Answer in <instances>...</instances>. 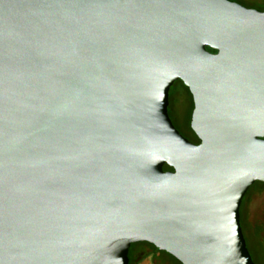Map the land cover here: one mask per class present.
<instances>
[{
	"label": "water",
	"instance_id": "obj_1",
	"mask_svg": "<svg viewBox=\"0 0 264 264\" xmlns=\"http://www.w3.org/2000/svg\"><path fill=\"white\" fill-rule=\"evenodd\" d=\"M178 79L198 143L168 113ZM256 181L264 10L0 0V264H129L140 241L182 264H255L240 206Z\"/></svg>",
	"mask_w": 264,
	"mask_h": 264
},
{
	"label": "rangeland",
	"instance_id": "obj_2",
	"mask_svg": "<svg viewBox=\"0 0 264 264\" xmlns=\"http://www.w3.org/2000/svg\"><path fill=\"white\" fill-rule=\"evenodd\" d=\"M242 5L250 8L264 9V0H234ZM172 98V117L176 125L184 131L186 126L187 111L189 101L183 86H178ZM261 187L255 185L248 194L250 196V204L248 205V216L242 217V230L246 240L247 247L251 253L255 264H264V227L259 233L254 229V225L263 223L264 226V191L259 192ZM258 192V193H256ZM145 252L138 255L140 247L137 245L135 253L141 261L138 264H178L167 253L159 254L156 257L147 255L149 248L143 247ZM142 248V249H143ZM143 257V258H142Z\"/></svg>",
	"mask_w": 264,
	"mask_h": 264
},
{
	"label": "trees",
	"instance_id": "obj_3",
	"mask_svg": "<svg viewBox=\"0 0 264 264\" xmlns=\"http://www.w3.org/2000/svg\"><path fill=\"white\" fill-rule=\"evenodd\" d=\"M234 1V0H233ZM240 3V2H239ZM259 10H264V9H259ZM207 49L211 52H216L217 50L214 48H211L209 46H207ZM178 86H183V88L185 89L186 92V97L189 101V107H188V111H187V119H186V126L184 131L181 130L175 123L174 118L172 117V98L174 97L175 91L178 90ZM194 108V103H193V98H192V94L189 91V88L183 83L182 80L178 79L176 80L172 86L170 87V91H169V107H168V113L169 116L173 122V124L175 125V127L180 131L181 134H183L186 138H188L190 141L194 142V143H198L199 142V138L197 137V135L194 133V131L191 128L190 122H191V116H192V111ZM164 170H173V168L171 166H169L168 164L164 165ZM255 185H259L261 187V189L259 190V192L264 191V182L261 181H256L254 184H252L250 186V188L248 189V191L246 192V194L243 197L241 206H240V221H241V226H242V217H246L248 216V205L250 204V196L248 197V194L251 192V189L253 187H255ZM258 193V192H256ZM263 223H259L257 225H254V229L257 231V233H259L261 230H263ZM139 246L140 249L138 251V255H140L142 252H145L144 250V246H146L147 248H149V251H146L147 255H152L154 257L157 258V256L159 254H164L167 253L164 250H160L157 247H155L153 244L146 242V241H140V242H135L132 243L130 248H129V264H138L141 259H138L137 254L135 253L136 250V246ZM143 248V249H142ZM168 255H170L178 264H182L177 258H175L174 256H172L171 254L167 253ZM143 258V257H142Z\"/></svg>",
	"mask_w": 264,
	"mask_h": 264
}]
</instances>
